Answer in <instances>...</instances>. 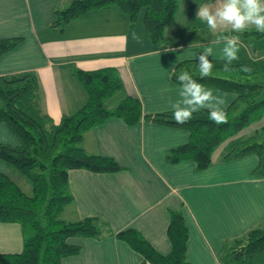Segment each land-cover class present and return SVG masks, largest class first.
Masks as SVG:
<instances>
[{
	"label": "crops",
	"instance_id": "0c3cea01",
	"mask_svg": "<svg viewBox=\"0 0 264 264\" xmlns=\"http://www.w3.org/2000/svg\"><path fill=\"white\" fill-rule=\"evenodd\" d=\"M69 0H0V36H22V41L0 55V75L31 69L37 73L41 110L58 120L63 113L81 107L87 92L72 73L84 69L115 66L123 86L107 97L104 105L114 107L127 95L137 97L143 111L171 109L178 98L179 84L171 69L180 61L194 59L212 46L221 59L223 43L197 19L200 4L215 0H179L165 26V44L153 43L143 21L142 8L133 23L127 12L110 3L90 8L66 22L63 30L49 26L53 9ZM254 28V27H253ZM143 38L137 43L132 32ZM239 36L238 56L242 69L264 68V34L229 33ZM211 58V57H210ZM245 72V74L250 73ZM239 76V73L232 74ZM226 98L228 106L235 92L204 85ZM264 127V114L238 135ZM189 131L141 119L127 124L117 116L86 130L82 145L90 153L115 158L122 166L116 171H91L83 167L67 172L73 201L61 216L76 220L89 215L107 221L113 231L135 228L161 253L170 251L167 236L169 209L181 207L188 227L186 258L191 264H223L225 242L250 228L264 225V175L251 170L258 157L249 154L230 161L220 157L226 141L212 152V162L198 169L195 161L167 162V149L188 140ZM0 141L17 144L19 139L0 120ZM0 171L11 170L0 159ZM19 222L0 221V252H17L23 247ZM80 246L76 254L61 257L60 264H151L141 253L113 234L68 236Z\"/></svg>",
	"mask_w": 264,
	"mask_h": 264
},
{
	"label": "trees",
	"instance_id": "16d2710c",
	"mask_svg": "<svg viewBox=\"0 0 264 264\" xmlns=\"http://www.w3.org/2000/svg\"><path fill=\"white\" fill-rule=\"evenodd\" d=\"M178 1L69 0L54 7L49 26L63 30L66 22L80 13L114 3L128 13L130 23L144 8L143 21L149 40L165 44V26L173 17ZM248 32L257 31L250 28ZM22 39V36H0V55ZM213 64L212 74L201 79L197 59L182 60L171 69V79L178 83L177 76L186 71L203 85L235 92V99L225 108L228 122L220 125L208 118L206 109L194 113L189 122L177 124L172 109L144 112L141 101L133 95L125 96L114 107H106L105 99L123 86L119 71L113 65L92 69L72 67V73L87 92V99L76 111L63 113L58 120L40 108L39 79L34 70L1 74L0 120L17 135L19 142L13 145L0 141V159L29 184L31 192L24 190L8 173L0 171V221L19 222L24 233L22 249L0 252V264H60L61 257L76 254L80 249L79 245L67 241L68 236L100 237L103 234H113L124 240L151 264H191L186 258L188 227L181 207L169 209L167 236L171 248L166 254L159 252L135 228L113 231L99 216L67 220L60 213L73 201L68 169L83 167L97 172L121 169L115 158L90 153L82 145L84 132L111 116L120 117L127 124L144 119L187 129L188 140L166 150L167 162L191 159L198 169L205 168L212 162L213 150L227 140L221 161L255 154L258 162L251 174L263 176L264 127L248 135L237 134L263 116V85L248 78L241 79L245 72L240 59L233 62L229 72L223 70L222 59L214 58ZM236 73L238 77L232 76ZM220 260L223 264H264V226L258 224L226 241Z\"/></svg>",
	"mask_w": 264,
	"mask_h": 264
},
{
	"label": "clouds",
	"instance_id": "9594fccd",
	"mask_svg": "<svg viewBox=\"0 0 264 264\" xmlns=\"http://www.w3.org/2000/svg\"><path fill=\"white\" fill-rule=\"evenodd\" d=\"M196 15L198 20L206 23L210 32L218 33L216 42L223 43L220 58L224 61L225 72L231 71L233 62L239 59V36L226 35L225 32L243 33L254 27L257 32L264 34V0H215L214 3L200 4ZM132 38L137 43L143 42L142 36L135 31L132 32ZM214 58L212 46H206L198 53L196 59L201 79L212 74ZM242 71L250 72L251 69L245 66ZM177 81L178 98L174 102L170 101L173 119L177 124L189 122L194 113L205 109L208 118L217 125L228 122L225 97L215 95L186 71L177 76Z\"/></svg>",
	"mask_w": 264,
	"mask_h": 264
},
{
	"label": "rangeland",
	"instance_id": "374dc122",
	"mask_svg": "<svg viewBox=\"0 0 264 264\" xmlns=\"http://www.w3.org/2000/svg\"><path fill=\"white\" fill-rule=\"evenodd\" d=\"M260 61L255 62L254 64V68L252 70V72L247 73V74H242L241 79L245 80V78H248L249 81L251 82H259L263 85V91L262 94H264V68L260 67L259 69L256 70V65L259 64ZM264 138V134L262 136ZM10 176L24 189L26 190L28 193L31 192V187L29 186V184H27L25 182V180L19 176L17 173L11 171ZM62 213V212H61ZM60 213V215H61ZM263 225V224H262ZM264 226V225H263Z\"/></svg>",
	"mask_w": 264,
	"mask_h": 264
}]
</instances>
